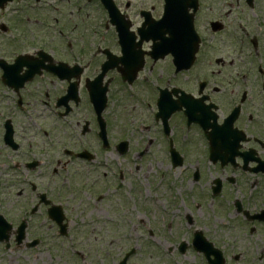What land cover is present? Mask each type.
Returning a JSON list of instances; mask_svg holds the SVG:
<instances>
[{
    "label": "flooded vegetation",
    "instance_id": "flooded-vegetation-1",
    "mask_svg": "<svg viewBox=\"0 0 264 264\" xmlns=\"http://www.w3.org/2000/svg\"><path fill=\"white\" fill-rule=\"evenodd\" d=\"M2 60L0 264L66 248L74 264H92L78 236L104 199L119 218L132 211L124 194L141 244L114 264L160 252L167 233L185 235L166 243L171 261L194 252L208 264L197 233L225 255L224 234L234 249V233L264 228L250 220L263 208L249 194L264 183V0H13L0 9ZM98 76L108 148L92 99ZM114 97L128 112L119 136ZM263 243L249 242L244 264H264Z\"/></svg>",
    "mask_w": 264,
    "mask_h": 264
},
{
    "label": "rangeland",
    "instance_id": "rangeland-1",
    "mask_svg": "<svg viewBox=\"0 0 264 264\" xmlns=\"http://www.w3.org/2000/svg\"><path fill=\"white\" fill-rule=\"evenodd\" d=\"M26 34H30L27 27L25 28ZM116 97L112 99V105L109 110V117L111 119V123L114 130V135L119 136L123 132H120L118 121L121 118L122 120H126L128 118V112H124L123 107H119L117 103L115 102ZM97 143V142H96ZM96 147L97 145H93ZM134 158L131 157V160ZM194 162V159L193 161ZM146 170H142V176H139V178L143 181V183H146V178L144 176V172ZM127 178L129 181H138L137 176L135 178H131V174L127 175ZM93 191V189H92ZM106 192L105 185L102 183L100 186H98V189L95 192H92L93 195L98 196V194ZM108 194V193H105ZM128 196V200L126 205H128L129 209L132 207V211L126 212V214H122L121 218L115 216L114 213L110 212L108 210L107 206V199H104L100 202H98V210L95 211L93 214L94 218H92V226L87 227V235L78 236V238L83 241L86 240L88 236V240L85 242H89L92 244V257L89 256V250L87 248H79L82 252V254L85 256V259L88 263L92 264H114V262L119 261L122 259V257L125 255L126 252H128L132 247L137 246L138 251L140 250V244L139 237L132 234L131 231V224L132 222L137 221V219L134 216V212L136 210L133 208V198L129 197V194H124ZM262 198L264 200V194L262 195ZM129 201V202H128ZM115 220H117L118 223H116ZM128 223V226H127ZM76 227V226H75ZM89 227L95 228V234H93V230ZM136 227V226H135ZM89 233H92V235H88ZM236 238V243H238L239 247L237 249L242 248L248 240H255L259 242L260 237H263L264 232H258L257 235L251 236L249 234H243L241 231H238V233H234ZM146 238V236H144ZM177 238V239H176ZM182 238H185V235H181L179 237L175 236L173 237L171 234L167 233L164 235V237H160L161 242L163 243V246H161V251L158 252L153 249L151 252H140L137 257L134 256L131 260L130 264H196L197 258L196 254L194 252H188L185 256L181 258H177V260H172L174 251L168 252L166 250V247L169 245L166 244L167 242L174 243V239L176 242H180ZM262 239V238H261ZM224 240H226L225 245L226 248H229V244H231V241H229V238L227 235L224 236ZM69 241V240H67ZM84 242V243H85ZM69 243V247H70ZM249 244V243H248ZM246 244V245H248ZM252 246H255V242H251ZM245 245V246H246ZM67 246V243H66ZM244 246V247H245ZM145 250V249H144ZM236 250V249H235ZM42 253L44 256V260L41 261L40 258L37 259V261H33L32 264H55L56 262H59L61 264H74L73 260L75 257L73 256V253L70 248H66L65 252H53L51 249H45ZM238 251V250H236ZM245 254L251 253V251L244 250L242 251ZM261 251H258L256 255H258ZM3 251H0V259L6 258V255H2ZM261 254V253H260ZM227 255L230 258V262L228 264H233L235 261L233 260V257L235 253H232V249H229L227 251ZM17 258V257H16ZM196 258V261H195ZM92 259V260H91ZM39 260V261H38ZM25 261V260H23ZM27 264H29L27 261H25ZM67 262V263H65ZM78 264H87L81 261L79 259ZM118 264V262H117ZM199 264H202V262H199ZM237 264H244V263H237Z\"/></svg>",
    "mask_w": 264,
    "mask_h": 264
}]
</instances>
